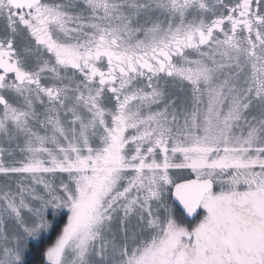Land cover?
<instances>
[{
	"label": "snow or ice",
	"instance_id": "6c2138e0",
	"mask_svg": "<svg viewBox=\"0 0 264 264\" xmlns=\"http://www.w3.org/2000/svg\"><path fill=\"white\" fill-rule=\"evenodd\" d=\"M0 264H264V0H0Z\"/></svg>",
	"mask_w": 264,
	"mask_h": 264
}]
</instances>
